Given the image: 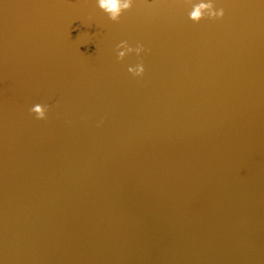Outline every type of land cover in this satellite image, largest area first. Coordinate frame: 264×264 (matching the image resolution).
Segmentation results:
<instances>
[{"label":"water","instance_id":"1","mask_svg":"<svg viewBox=\"0 0 264 264\" xmlns=\"http://www.w3.org/2000/svg\"><path fill=\"white\" fill-rule=\"evenodd\" d=\"M0 264H264V0H0Z\"/></svg>","mask_w":264,"mask_h":264}]
</instances>
